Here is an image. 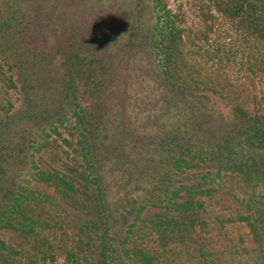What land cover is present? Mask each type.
<instances>
[{"label": "trees", "instance_id": "1", "mask_svg": "<svg viewBox=\"0 0 264 264\" xmlns=\"http://www.w3.org/2000/svg\"><path fill=\"white\" fill-rule=\"evenodd\" d=\"M11 1L13 3L7 9L8 13L16 16V12L20 16L16 18L8 16L2 23L0 22V40H5L6 44L11 41L15 43L13 35L19 34L23 25L28 26L26 21L20 26L19 20L23 17L32 19L29 10L27 13H21L20 0H6V4ZM79 1L69 0V3L77 4ZM95 1L99 4L101 0ZM135 1L137 4L132 6L133 9L130 8L125 13L120 12V16L115 19L114 25L118 26L116 25L111 36L106 33L101 35L100 44L105 46L112 39L115 45H118L117 54L113 52L107 60L111 65L114 64L115 55L117 61L120 64L125 63L126 66L135 60H142L145 63L148 67L146 73L155 79L159 90L155 97V107H160L157 119L163 120L165 114L171 113L173 116L169 117L174 119V128L163 131L161 134L159 132L156 137H144L142 133L138 137L133 130L130 132L124 130L125 115L122 114L113 135L105 136L106 139L112 137L114 140L106 142L96 139L99 128L94 127L98 125L94 107V111L88 115L85 112L86 116L81 117L78 114L76 123L65 125L68 118L63 106L65 100L69 101L73 98L77 77L83 67H87L88 70L82 85L86 91L92 93L91 97L102 88H105V91L111 90L112 80L115 82L116 75H110V71L107 70L111 68H106L107 61L101 58L100 54H96L89 45L86 46L87 40L84 37L77 43L75 52H67V47L61 44L62 40H58L60 44H56L58 48L56 52L62 51L64 65L67 66V70L58 82L50 75L47 77L42 75L50 69L47 67L51 62V55L43 50H32V62L36 61L33 66L36 71L35 77L42 75L41 81L47 83H52L54 80L56 88L53 87L50 91L51 100L44 111H38V104L30 107V111L39 120L36 130L20 128L16 131L8 127L0 130V205L5 207V210L0 212V216L7 217V221H0V225L7 223L6 228L12 227L11 222H8L12 219V209L21 203L36 199L33 198L32 192L25 190L22 186H17V197H12L15 185L7 184L8 178L4 179L7 172L5 164L18 163L22 159L20 158L22 153H26L29 148V141L36 142L34 149L37 151L48 148L52 145L51 142H54L50 140L54 135L69 147V150H65L59 146V152L56 157H53V159L56 158L54 163L58 159L62 164L63 155L77 154L80 160L74 163L75 166L67 165L63 170L38 169L32 176L37 182L54 185L65 195L64 202L72 200L71 206L81 207L82 212L87 207L91 208L89 214L87 213L81 220L83 224V226L80 225L81 233L93 243V234L104 229V233L94 240L96 244L98 243L97 245H100L98 240L101 241L104 249L102 253H106L108 245L113 240V238H107V228L112 215L110 210L113 212V209L116 211L124 209L121 213L124 220L132 217L139 219L142 214H149L152 208L164 205L165 212L156 214L155 221H150L149 225L152 232L161 235L162 241H167L173 235H179L180 232L182 234L194 227L192 218L200 214L198 211L203 205L197 198L198 195H205L211 199L220 192L221 188L220 197H227L232 191V187L227 186V183L234 182L246 187L252 183L264 187V113H261L262 108L258 104L255 111H249L248 99L241 97L240 94V91H248V83H253L254 78L264 79V0H194L188 6L180 3L174 9L169 6L167 0ZM45 5L39 7V22L45 18L40 14V9H43ZM192 8L198 10L197 23L189 22L188 14L190 10H193ZM145 11L151 13L155 20L153 26L147 29H143L141 26L144 24L139 21ZM112 27L109 28L112 30ZM63 38L66 41L67 34H64ZM10 47L13 50V45L10 44L8 48ZM14 49L16 51V47ZM70 53H77L76 57ZM80 56L84 59L91 58L89 60L91 64L76 68L73 60L79 59ZM38 72L41 74L37 75ZM106 75L110 78L108 83L105 82V78H102ZM129 78L130 76H126L122 80L123 94L117 95L120 99V109L124 112L126 95L130 87ZM207 94L219 95L227 99L230 117L212 113L208 106L210 96ZM74 114L77 115V113ZM32 118L34 117L30 120H34ZM91 119H95L93 124L89 122ZM43 121L45 125L41 126ZM87 126L91 129L85 128ZM162 126L166 124L163 123ZM61 127L70 139L76 141L75 144H70L67 136L64 138L60 131ZM79 130L81 132L78 140ZM154 144H157L161 151L160 155L154 159V166L151 167L159 173V178L156 180L158 186L152 191H147L142 200L140 196L136 197L133 193H127L121 194L118 200L110 197L113 203L109 202L107 199L109 190L104 186V180L98 170L103 169L107 160L114 156L126 157L130 153H137L140 148H146L144 152L138 153L139 158L143 157ZM157 146L155 149H158ZM20 162H23V159ZM139 164L146 169L144 164ZM148 169L150 167L146 170ZM181 174L185 175L186 181L196 179L199 181L196 185L176 186L175 178ZM9 180L13 182L12 179ZM168 180L170 182H166ZM82 182L84 191H79L77 184ZM182 191L185 194H182ZM79 196L83 198H77ZM76 199H79V205ZM258 200L260 198L256 196H249L243 205L248 214H244L241 208L234 214L235 216L227 218L222 216L224 220L221 222L246 221L254 236V243L258 246L254 264H264V220H261L264 217V209L255 210L256 205L260 203H257ZM243 202L244 200L238 203L240 205ZM28 207L29 205H26L22 218L31 219L32 224L18 222L26 238L35 237L38 234L35 227L41 221L40 214L34 211V217H28ZM106 210L109 213L106 214ZM229 210L230 208H226L225 211ZM252 212L259 213L260 220L255 222L250 214ZM147 227H143L142 230ZM43 245L39 244V247L43 248ZM87 246L88 248L83 251L80 250L81 246L77 249L82 253V258L70 250L65 264L86 262L87 257L83 255L89 247L94 246V243ZM8 249L9 247L0 239V253ZM133 254L140 255L144 259L148 255L140 249H136ZM203 260L207 261L206 258ZM31 262L36 263V261ZM145 263L152 262L147 259Z\"/></svg>", "mask_w": 264, "mask_h": 264}, {"label": "rangeland", "instance_id": "2", "mask_svg": "<svg viewBox=\"0 0 264 264\" xmlns=\"http://www.w3.org/2000/svg\"><path fill=\"white\" fill-rule=\"evenodd\" d=\"M20 1L21 13H27L29 10L32 19L29 20V18L23 17L19 20L20 26L26 22L28 26L23 25V28L19 30L20 33L16 36L13 35L15 43L11 41L6 44L5 40H0V130L5 127L16 131L20 128L36 130V127H38L37 122L39 120L30 111V107L38 104V111H44L51 100L50 91H52L53 87L56 88L54 80L58 82L61 75L67 70V66L64 65L65 59L62 56V51L56 52L58 50L56 44H60L58 42L59 39L62 40L61 44L65 48L67 47V52H75L78 47L77 43L81 42V38L84 37L87 40L86 46L89 45L96 54H100L101 58L107 61L113 52L117 54L118 45H115L111 39L109 44L101 46V35L106 33L111 36L117 25H114V21L120 16V12L125 13L130 8L133 9L134 7L132 8V6L134 4H137L135 0H101L99 4H96L95 0H80L77 4H71L69 0ZM167 1L169 6L174 9L180 3L188 6L194 0ZM12 3L11 1L6 4V0H0L1 23L8 16L14 18L20 16L16 12V16L8 13L7 9ZM46 3L47 5H45ZM40 5H45L43 9H40V14L45 16L41 22L38 19ZM13 9L18 11L15 7ZM101 9L102 11H99ZM197 15L198 10L195 8L190 10L188 14L189 22L197 23ZM140 18L139 21L144 24V26H141L143 29L153 26L155 22L148 11H145ZM110 26H113L112 30L109 28ZM64 34H67L68 37L66 41L63 38ZM10 44L14 48L16 47V51L14 48L13 50H11V47L10 49L8 48ZM92 49H90L91 52ZM32 50H43L51 55V62L47 67L50 69L45 74L42 73V75L46 77L50 75L54 79L52 83L41 81L43 80L42 75L35 77L36 71L33 66H35L36 61L32 62ZM70 54L76 57L75 54L77 53ZM89 60L91 58L84 59L82 56L79 59L74 58V66L77 68L82 65H90L91 61ZM106 68H111L107 70L110 71V75H116L115 82L112 80L111 90L105 91V88H102L99 92L93 94V97H91L92 93L86 91L82 85L87 77L86 70H88L87 67L82 68L77 77L73 98L69 101L65 100L63 106L68 118L65 125L76 123L78 114L81 117L86 116V113L88 115L94 111V107L98 124L94 127L99 128L96 139L99 138L106 142L114 140L112 137L106 139L105 136L113 135L116 131L115 128L120 122L119 117H122V114L125 115L124 130L126 132L133 130L138 137L141 133L144 137H156L157 133L160 132L161 134L163 131H169L174 128V119L169 117L173 116L171 113L165 114L163 120L162 118L157 119L160 107H155V97L158 95L159 90L155 79L146 73L148 67L142 60L129 62L126 66L125 63L120 64L115 55L114 64L111 65L107 61ZM38 74H41V72H38ZM126 76H130V87L129 93L126 95L127 102L124 112L120 109V99L117 95L118 93L123 94L121 92L124 87L122 86V80ZM102 78H105L107 83L110 80L107 75ZM240 94L241 97L248 99L247 108L249 111H255L256 104H258L261 105V113H264L263 78H254L253 83H248V91H240ZM207 95L210 96L208 106L211 112L215 115L228 117L230 114L229 101L219 95ZM74 113H77V115ZM31 117H34L32 118L34 120H30ZM89 122L93 124L95 119H91ZM163 123L166 126L163 127ZM44 125L45 121L42 122L41 126ZM85 128L91 129L88 126ZM60 131L64 138L68 137L62 127ZM80 132L81 130H79L78 134ZM77 138L79 140L80 134ZM50 140L54 141L51 142L52 145L40 151L34 149L36 148L35 145H37L36 142L29 141V148L20 157L23 162H20L22 160L20 159L18 163L5 164L7 172L4 179L7 180L8 178L7 184L15 185L12 197H17V186H22L25 190L32 192L34 196L32 197L36 199L31 202L21 203L18 207L12 209V219L8 221L11 222L12 227L6 228L7 223H1L0 239L9 249L0 253V264H65L70 250H73L74 254L76 253L82 258V253L77 251L79 246H81V249H79L83 251L88 248L87 244L90 246L93 243L94 246L89 247L88 251L83 255L87 257L86 262L82 261L83 264H146L145 261L147 259L152 262L151 264H254L258 246L254 243V236L248 223L246 221L230 223L221 222V220H224L222 216L224 218L235 216L234 214L243 208L249 196L260 198L257 201V203H260L256 205L255 210L257 208L264 209L263 186L252 183V185L246 187L234 182L227 183V186L232 187L231 195L227 197H220L221 188L220 192L216 193L217 196L214 195L211 199H208L205 195H198L197 198L203 205L198 211L200 214L197 217L195 215L194 217L196 218H192L194 219V227L182 234L180 232L179 235H173L167 241H162L161 235L152 232L149 225L150 221H155L156 214L165 212L164 205L152 208L149 214H142L139 219L132 217L124 220L121 216L124 209L117 211L113 209V212L110 210L112 215L107 228V238H113V240L108 245L106 253H102L104 249L101 246V241L98 240L100 245H97L98 243L96 244L94 240L97 236L99 237L104 233V229L93 234V243L81 233L80 225L83 226L81 220L85 218L87 213L89 214L91 208L87 207L82 212L80 210L81 207L71 206L70 202L72 200L64 202L65 195L54 185H45L37 182L32 176L33 172L38 169L53 170L58 168L63 170L67 165L68 167L75 166L74 163L80 160V156L77 154L74 156L63 155L62 164L59 163L58 159L54 163L56 158L53 159V157H56L57 152H59V146H62L65 150H69V147L56 135ZM68 140L70 144L76 143L74 139L69 137ZM156 146L157 144L151 145L152 148L140 158L138 153L140 151L144 152L146 148H140L137 153H130L126 157L114 156L107 160L103 169L98 170L104 180V186L109 190V197L107 198L109 202L113 203V197L118 200L117 198H120L121 194L125 195L127 193H133L136 197L140 196L142 200L147 191H152L158 186L156 185V180L159 178V173L151 168L155 164L154 159L161 152L158 146V149H155ZM117 151H119V148H117ZM139 163L144 164L146 169L148 167L150 169H143ZM194 175L196 174L194 173ZM9 179H12L13 182H10ZM175 180H177L176 186L196 185L199 181L198 179L186 181L185 175L182 174L176 177ZM166 182H170V180ZM82 185L83 182L82 184H77L79 191H84ZM182 194H185V192L182 191ZM77 198H83V196ZM76 200L79 205V199ZM242 200L244 202L240 206L238 202ZM26 205H29L27 208L28 217H34L33 211L40 214L41 217V221L35 227L38 233L35 237L29 236L26 238L22 234L19 225V223L24 222V224H32L31 219L25 220L22 218ZM226 208H230V210L225 211ZM2 210H5V207L0 205V212ZM242 212L248 214L245 208L242 209ZM253 212L250 213L253 216V220H260L258 217L259 213L255 214ZM107 213H109L108 210H106ZM220 216L221 219H219ZM6 218V215L0 216V221L6 222ZM261 220H264V217ZM143 227H147V229L142 230ZM39 244H44V247L40 248ZM163 244L167 245L163 247ZM136 249L144 250L148 254L147 258L144 259L140 255L136 256L133 254ZM29 256L31 257L30 259ZM43 257H46V259H42ZM203 258H206L207 261L203 260ZM31 261H36V263Z\"/></svg>", "mask_w": 264, "mask_h": 264}]
</instances>
